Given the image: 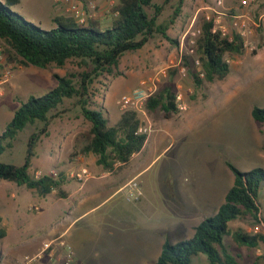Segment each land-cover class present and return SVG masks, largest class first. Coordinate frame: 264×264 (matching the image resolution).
I'll return each mask as SVG.
<instances>
[{
  "label": "rangeland",
  "instance_id": "rangeland-1",
  "mask_svg": "<svg viewBox=\"0 0 264 264\" xmlns=\"http://www.w3.org/2000/svg\"><path fill=\"white\" fill-rule=\"evenodd\" d=\"M111 1L114 6L109 9ZM164 1L153 0L155 4L162 5L157 25L167 23L178 5V0L167 4ZM217 1L184 0L177 18L167 30V35L175 40V44L160 34H154L143 48L125 53L120 58L117 68L120 75L99 77L90 85V105L102 111L109 126H115L125 112L117 101L130 94L143 80H154V95L165 88L171 89L176 96V104L184 105L185 110H178L169 118H165L159 110L149 112L145 107L142 113L138 112L142 126H147L150 121L153 129L155 124L143 152L129 164L133 169L138 166L144 169L139 178L142 182L141 201L129 200L126 192H121L100 208L135 211L142 230L132 231L126 224L110 236L107 225L92 228L87 220L78 222L65 236L74 246L75 264H122V261L125 264L132 254L141 257V264H148L152 259L151 264H155L164 242L175 244L192 236L185 221L200 223L216 214L234 179L225 165L226 161L243 172L264 169V124L255 123L251 117L253 107L264 108V0L245 7L239 4V0H221L219 6ZM95 2L97 10L92 21L99 24L100 0ZM117 3L118 0H105L102 9L104 20L112 23L117 17L112 14ZM11 9L40 28L50 29L44 9L40 10L25 0ZM106 9L111 14H107ZM146 11L153 15V9L147 8ZM206 16L212 21L218 19L215 28L226 37L236 31L233 22L241 16L239 20L250 34L242 37V55L225 56L229 65L227 77L221 81L204 82L195 89L183 57H190V62L194 60L193 68L199 70L195 41L197 30ZM0 46L3 48L0 68L10 72L0 94V134L21 103L30 96H42L56 86L54 74L66 77L85 71L77 60H70L61 68L24 67L17 58L10 60L3 43L0 42ZM148 51L152 52L150 56H155L153 59ZM51 115L53 117H49L45 133L39 134L33 149L29 174L34 177L36 172L45 175L55 171V179H63L66 167L81 154V148L88 141L90 124L83 118L76 99H66ZM42 127L43 124L37 122L18 132L12 147L0 155V163L21 166L29 137L39 133ZM159 133L166 136L161 144L157 142ZM11 184L18 192L11 207H17L18 216H23L22 239L41 242L46 238L50 225L58 222L62 213L51 211V203L43 202L25 186ZM2 191L6 190L0 187V193ZM260 202L264 220L262 196ZM30 206L39 210L30 212ZM11 215H8L5 228L0 223L3 230L14 225L15 218ZM253 227L249 220L230 223L231 229L241 228L247 232H251ZM225 243L234 254L240 255V264H264L263 259L256 260L264 256V248L249 250L239 247L231 237L226 238ZM14 254L8 255L3 263L13 264L15 258L21 263L23 255ZM192 264H207V260L200 254L192 258Z\"/></svg>",
  "mask_w": 264,
  "mask_h": 264
},
{
  "label": "trees",
  "instance_id": "trees-1",
  "mask_svg": "<svg viewBox=\"0 0 264 264\" xmlns=\"http://www.w3.org/2000/svg\"><path fill=\"white\" fill-rule=\"evenodd\" d=\"M169 1L165 0L164 4ZM183 1L178 0L177 7L165 24H156L162 5L155 4L153 0H118L115 8L117 17L108 28L102 29L94 21L79 27L70 18L62 17L54 19L56 28L45 30L11 9L20 0H0V42L4 44L10 60L15 57L22 66L39 69L51 66L61 68L68 61L77 60L85 68L78 75L60 77L54 74L53 78L57 81L54 88L42 96H30L20 104L0 134V155L12 147V141L26 126L40 122L43 127L39 133L29 137L21 166L0 163V181L25 186L41 197L53 191L59 197L64 196L60 189L62 178L48 175L35 178L29 174V168L39 134L45 133L51 113L66 99H76L83 118L90 124L88 141L81 148V154L93 155L97 158V165L112 169L116 163L127 164L133 154L139 153L147 141V134L138 132L141 126L138 114L126 111L115 126H109L102 111L91 107L89 88L99 77L120 75L117 71L120 58L125 53L143 48L154 34H160L175 44V40L167 35V30L177 18ZM147 8L153 9L152 16L147 13ZM195 46L199 70L193 68L194 60L190 62V57H183L195 89L204 82L225 79L229 74L225 56L244 53V41L240 34L234 32L231 36H223L220 31L213 30L212 22L202 23ZM145 108L149 112L159 110L165 118L178 113L176 96L169 88L149 98ZM251 117L255 123L264 124V108L253 107ZM225 165L234 179L216 214L200 222L190 239L175 244L166 241L155 264H192V258L200 254L205 256L207 264H240V255L234 254L225 243L228 237L239 247L249 250L264 248L261 231L230 228V223L238 220H249L254 227H263L260 196L264 200V169L243 172L227 161ZM5 234L0 227V240ZM259 259L264 260V256L256 260Z\"/></svg>",
  "mask_w": 264,
  "mask_h": 264
},
{
  "label": "crops",
  "instance_id": "crops-1",
  "mask_svg": "<svg viewBox=\"0 0 264 264\" xmlns=\"http://www.w3.org/2000/svg\"><path fill=\"white\" fill-rule=\"evenodd\" d=\"M28 4H32L36 8L40 10H45L48 16L47 25L52 28H56L57 24L53 23L54 19L62 18V11L59 10L55 5L52 4L51 0H25ZM23 3V0H20L18 6ZM99 6L101 11H99V24L101 28H106L111 26V22L109 20H104L103 14V6H105V0H100ZM41 21H38L40 24ZM110 24V25H109ZM41 25V24H40ZM148 55H152L151 51H148ZM155 56H150L153 59ZM12 75L10 76V78ZM148 125L152 128L150 121H148ZM155 124L153 123V129L147 134V141L143 147V149L136 154H133L129 159L128 163L122 165L120 163L114 164L112 169H104L102 166L97 165L96 157L93 155H83L80 154L76 158H74L70 164L66 167V173L63 178V184L60 186L61 191L64 192L63 197H59L56 195V191L48 194L45 197L39 196L43 202L51 203L49 209L53 212H61L63 216H61L58 222H54L50 225L48 232L46 233V238L41 242L37 240H25L22 239L23 229L22 225L24 221L22 220V215L18 216L17 207L12 206L14 203V199L17 197V190L14 185L11 183L1 180L0 187L5 189L6 191H2L0 193V218L2 227H6L8 225V215H11L15 218L14 225L10 226L8 230H5V237L1 240L0 251L2 252V262L6 260V257L11 254L17 256L18 254L23 255L24 258L27 255H33L37 253L43 242L52 241L60 236H63L64 240L69 246H72L71 242L68 239H65V236L69 234V232L76 226V224L80 221H86L90 227L98 228L101 224L107 225L109 230L108 234L112 236V234L120 229L123 226H128V228L132 231H141L140 221L137 219L135 211L129 210H121V209H109L103 210L100 206L112 199L114 196L118 195L121 192H125L124 186L133 179L139 181V178L143 175L144 169L140 168V166L135 167L134 169L129 167L130 162L136 158L141 152H143L146 144L149 142L150 134L154 130ZM164 132V131H163ZM162 132V133H163ZM159 133L158 143L165 139V135ZM50 136V135H49ZM41 174L40 172H36V174ZM34 175V176H35ZM140 182V183H139ZM140 188L142 187V182L139 181ZM231 188V187H230ZM229 188V189H230ZM142 190V188H141ZM31 191V190H30ZM35 193L34 191H31ZM228 192V191H227ZM226 192V193H227ZM36 194V193H35ZM226 195V194H225ZM225 197V196H224ZM142 198V197H141ZM141 198L136 201H141ZM224 201V200H223ZM223 203V202H222ZM220 203V205L222 204ZM219 205V207H220ZM39 207L40 204H39ZM218 207V208H219ZM38 211L39 208L36 207ZM23 214V213H22ZM16 216V217H15ZM13 219V218H12ZM187 227L192 232V236L194 234L195 227L199 224L196 220L194 221H185ZM191 236V237H192ZM190 237V238H191ZM189 238V239H190ZM188 240V239H187ZM165 243V242H164ZM163 246V244H162ZM161 246V249H162ZM71 248V247H70ZM74 251V246H72ZM160 249V247H159ZM160 249V253H161ZM75 253V251L73 252ZM20 255V256H21ZM61 255V249H56L53 254L50 256L44 257L41 264H51L52 261L57 260ZM76 253L74 254V256ZM160 255V254H159ZM159 257V256H158ZM157 257V259H158ZM156 259V261H157ZM151 261H148V264H151ZM11 262V261H10ZM9 262V263H10ZM17 259L15 258L12 262L15 264ZM141 257L137 254H132L131 257L127 259L125 264H141ZM156 263V262H155ZM16 264H19L18 262ZM123 264V261H122Z\"/></svg>",
  "mask_w": 264,
  "mask_h": 264
},
{
  "label": "built area",
  "instance_id": "built-area-1",
  "mask_svg": "<svg viewBox=\"0 0 264 264\" xmlns=\"http://www.w3.org/2000/svg\"><path fill=\"white\" fill-rule=\"evenodd\" d=\"M257 0H239V4L241 6H248L251 3L256 2ZM52 4L55 6H58L62 12L63 15L66 18H70L79 26H87L90 21L94 20L96 16V10H97V4L95 0H52ZM217 6L222 4L221 0L217 1ZM114 6V2L111 1L108 5L109 9ZM109 9H106L107 14H111ZM216 14L221 15V13L217 12L216 10H213ZM114 16H117V12L112 13ZM219 18V17H218ZM240 17H236L235 21L233 22V26L235 28V32L240 34L241 37H244L246 34H250L248 28L245 26V24L239 20ZM204 22H212L213 24V30H217L215 28V23H219L218 19L213 21L206 16ZM222 33V31H220ZM197 34L199 36L200 29L197 30ZM223 36L224 33H222ZM3 64V48L0 46V66ZM198 64V61L196 62ZM10 72L5 71L0 68V94H1V88L6 83L7 78L9 76ZM156 92V86L154 84L153 79L149 80H143L139 83V86L136 87L131 91L128 95H123L118 101L117 104L119 105L120 109L122 111H135L137 114L138 112L142 113L143 109L146 105V102L149 98H151L154 93ZM178 110L183 111L185 110L184 105H177ZM151 131V127L149 125L147 126H140L138 129L139 133H145L148 134ZM50 177L55 178L57 176V173L55 171H51L48 174ZM42 175L36 174L34 177L38 178ZM124 190L126 192V197L129 200H138L142 196V190L140 188V185L136 179L131 180L124 186ZM28 211L34 212L36 211V208L34 207H28ZM253 232H262L264 234V229H262L259 226L253 227ZM56 249H61V255L57 260L52 261L51 264H75V257L72 249L70 246L66 243L63 236H60L52 241L43 242L41 245L40 250L32 255V256H25L21 263L19 264H41L42 260L46 256H50L55 252Z\"/></svg>",
  "mask_w": 264,
  "mask_h": 264
}]
</instances>
